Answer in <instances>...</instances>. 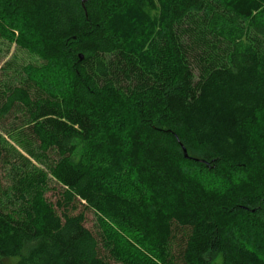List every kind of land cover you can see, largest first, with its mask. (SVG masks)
Returning <instances> with one entry per match:
<instances>
[{"label":"trees","instance_id":"1","mask_svg":"<svg viewBox=\"0 0 264 264\" xmlns=\"http://www.w3.org/2000/svg\"><path fill=\"white\" fill-rule=\"evenodd\" d=\"M2 5L30 37H15ZM14 38L67 70L55 97L28 85L0 95V129L55 155L61 190L32 215L0 180V264H154L98 240L78 206L139 237L158 264H210V250L264 264L233 233L264 232V0H0V39Z\"/></svg>","mask_w":264,"mask_h":264},{"label":"rangeland","instance_id":"2","mask_svg":"<svg viewBox=\"0 0 264 264\" xmlns=\"http://www.w3.org/2000/svg\"><path fill=\"white\" fill-rule=\"evenodd\" d=\"M2 8L15 37H30L31 34L21 17L7 5H2ZM67 76V70L62 64L47 69L36 53L23 48L15 38L14 40L0 39V95L14 86L28 85L36 96L55 97L64 91ZM16 113L18 118L16 123H22L25 112L22 108H18ZM118 125L123 127L124 123ZM259 131L264 132V117L260 121ZM0 140L7 156V162L0 167V180L5 201L15 208L31 209L29 212L32 215H36L35 208H39L40 199L42 202L55 203L61 190L51 174L56 161L55 155L39 153L34 143L20 130L0 129ZM190 147L201 151L191 143ZM256 206L250 204L251 208ZM81 211L85 216V227L98 240L105 238L106 242L115 243L116 249L121 250L135 246L137 250L149 254L154 264H158L157 257L150 254L151 250L145 247L139 237L120 224L96 215L91 210H84L80 206L73 214ZM233 233L255 254L264 257L263 231L249 223L247 225L242 223L233 228ZM103 253L106 254L105 251ZM207 258L210 264H225L222 253L217 250H210ZM4 264H11V261H5ZM109 264L116 263L110 260Z\"/></svg>","mask_w":264,"mask_h":264},{"label":"water","instance_id":"3","mask_svg":"<svg viewBox=\"0 0 264 264\" xmlns=\"http://www.w3.org/2000/svg\"><path fill=\"white\" fill-rule=\"evenodd\" d=\"M81 2V5L82 7L85 6V3L87 2V0H79ZM80 59H81V56H80ZM183 149V154H184V158L185 159H191L188 155H187V152H186V149L185 148H182Z\"/></svg>","mask_w":264,"mask_h":264}]
</instances>
